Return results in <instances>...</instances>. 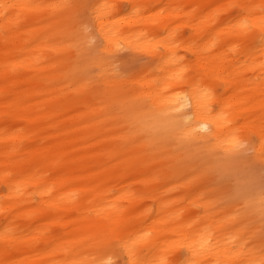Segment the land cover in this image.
<instances>
[{
    "label": "bare ground",
    "instance_id": "1",
    "mask_svg": "<svg viewBox=\"0 0 264 264\" xmlns=\"http://www.w3.org/2000/svg\"><path fill=\"white\" fill-rule=\"evenodd\" d=\"M92 1L0 0V264H264V0Z\"/></svg>",
    "mask_w": 264,
    "mask_h": 264
},
{
    "label": "rangeland",
    "instance_id": "2",
    "mask_svg": "<svg viewBox=\"0 0 264 264\" xmlns=\"http://www.w3.org/2000/svg\"><path fill=\"white\" fill-rule=\"evenodd\" d=\"M74 1L76 2V0H74ZM78 1H80V2L78 3ZM92 2H93L92 0H77L76 3L78 5L75 6L76 9L72 12V17H74V18H72V20H75V22L77 23L76 25L81 27V26L86 25V23H89L88 19H90V16H89L88 10H89V7L92 4ZM122 7L124 9H126L127 3L122 2ZM85 10L88 12V14H86L87 12L85 13ZM182 28H183V30L180 27L178 28L179 36L184 37V38L185 37L188 38V36L190 34L189 27L185 26ZM181 30H182V32H181ZM182 33H183V35H182ZM94 41H96V40H94ZM84 46H85V49H87L89 54H90L89 50H92L91 52H94V53L99 52L98 46L96 48L95 44H94L95 47H93L92 49H90V46L88 44H87V48H86L85 43H83L82 47L84 48ZM178 51L187 58L188 54L186 53L184 47L180 46ZM72 59H74L73 56H72ZM111 59H112L111 62L113 64V66L115 67V69H118V70H116V72H118L119 74H123L125 77L132 76L133 74L138 72L142 68V66L144 67L146 64L148 65L155 60V58L152 55L144 52L141 49L139 50V49L132 48L131 46H129L128 44H125V43L120 44V46L118 47V50L116 51V53H114L112 55ZM93 68L88 69L90 75L92 74L91 72L95 73V71H96V70L93 71L94 69H96V68H94V69ZM246 151L247 152L249 151L247 154L252 153L251 149H247ZM250 161H252V159ZM237 170L242 172L239 175H242L245 170H247L246 172H248L249 170L252 172L256 171L255 173H257L259 176H262L263 175L262 173H264V168H262V165L260 166V164H257V163H255V164H243L242 170L239 167L237 168ZM221 171H222L221 166H215L208 171L207 177L203 181L204 184L206 183V185H205L206 190H208V192H210V193L216 191L219 193V195L221 197L232 196L236 193L235 184H236V180H237L236 177L238 175H236L234 172L231 173L232 172L231 171V172H228L225 176H221L220 175ZM234 200L238 205H243L242 201H239L236 198H234ZM251 213L253 216L254 215L259 216L260 210L259 209H253ZM263 227H264V225H263ZM116 260H117L116 261L117 264L122 263L120 261L121 260L120 258H117Z\"/></svg>",
    "mask_w": 264,
    "mask_h": 264
}]
</instances>
